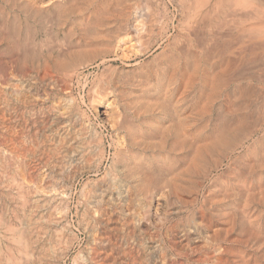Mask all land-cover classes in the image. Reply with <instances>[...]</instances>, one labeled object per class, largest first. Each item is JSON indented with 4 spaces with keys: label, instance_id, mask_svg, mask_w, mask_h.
I'll use <instances>...</instances> for the list:
<instances>
[{
    "label": "rangeland",
    "instance_id": "374dc122",
    "mask_svg": "<svg viewBox=\"0 0 264 264\" xmlns=\"http://www.w3.org/2000/svg\"><path fill=\"white\" fill-rule=\"evenodd\" d=\"M22 1L24 0H0V76L4 75L2 78L0 77V264H164L165 260L171 262L174 258L172 256L173 254L163 252V248H160V242L149 240L146 238V234L143 236L144 233L142 229L147 231L151 228L152 221L157 218L158 212L167 210L166 212H170L169 214L173 215L178 210L183 209V207L184 209L185 207L190 208L188 206L191 205L189 202L195 197H197V200L201 201V198L205 196L204 193L206 192L208 194H211V192L217 194L220 192L223 194L224 192H246L247 190L249 192H258L262 189L260 184L263 183L262 185H264V53H262L264 49H261V47H258V49L252 48L250 41H248L249 37L247 38V15L250 4L246 3L249 2V0H221L222 2L220 0H205L206 2L203 0L61 1L64 3L62 5L68 8L71 18V21L68 22L70 24H65L63 26L64 28L68 25L70 26L67 27L68 30H63L64 28L62 26V32L58 31L57 35H55V32H49V29H47L46 32L47 34L49 32V34H45L40 38L39 41L42 43L41 47L47 48L46 50L50 52L52 51V55L50 54L48 59V67L51 68L46 71L47 73L44 74L46 75L44 78L42 77V72L40 75L39 72L36 71L22 74V68L19 66L21 63L18 62V58L21 59L24 52L23 46L25 45L22 38L27 33V30L20 24L21 17L19 16H21V11L17 8L18 4L22 3ZM70 10H72V12H70ZM73 15L75 17H73ZM87 15L88 17L86 18ZM104 16L107 17L105 21H103ZM234 16L236 17L235 19ZM96 17L99 18L98 22H96ZM109 17H112V20L110 19L111 23L113 20H118L116 21L118 25L116 23L113 25L114 22L110 24ZM77 18H79L78 21ZM72 19L76 21L75 24L77 23V26H73L74 23ZM236 19V22H238L239 19V22H242L243 19L244 22L241 24L237 23L239 24L238 26L235 23ZM87 20L90 21L87 22ZM134 20H137L136 22H141L142 28L140 27V29L143 31L142 49L144 50L142 52L137 50V53H134L133 47H131V37L129 38L126 35L128 31H130V22ZM100 22H105L108 25L105 23L104 25L102 23L100 24ZM83 23L85 26L82 25ZM99 24L102 25V28L99 27ZM106 28H108L107 31H105ZM114 28L115 30H113ZM242 28H247V31H243ZM100 31H102L103 34ZM124 31L127 32L125 33ZM76 32H79V34ZM111 32L114 33L115 38L110 36L112 34ZM13 33L15 34L13 35ZM243 33H246V35ZM115 34L118 36H115ZM80 36L82 39H79L80 42L78 44L77 41ZM97 37L98 40L102 39V42L105 41L106 38L105 44L101 42V45ZM114 39L115 41H113ZM116 39H119L120 43ZM246 39H248L249 45H247ZM72 40L73 42L70 43ZM82 40H85L86 43L85 41L82 42ZM96 40L98 41L97 43L95 42ZM12 42H14V47H12ZM74 42L76 43L75 45ZM107 42L109 43L108 46L106 45ZM115 42L116 44L114 46ZM82 43L85 44L82 45ZM94 43L99 44L95 45ZM86 44L89 45L87 46ZM10 46L14 49H10ZM206 46L209 49H207ZM237 46H240V48ZM245 46L248 47V49ZM81 47L84 49L79 52L78 49ZM101 47L102 51H105L104 54L100 51ZM176 47L177 49L179 47V52L175 49ZM110 49H112V51ZM249 49H253L254 52L252 50L249 51ZM76 51L79 53L77 54ZM95 53H98L100 57L97 54L94 55ZM178 53L185 56V58H183L184 61H179L177 57ZM250 53L256 56L258 55V57L252 56L253 54ZM16 55L19 56L15 57ZM168 55L171 60L168 58ZM172 55L175 59H172L174 58ZM92 56H95L94 59ZM14 59H18L17 62L19 65L17 68H20L22 73L20 70L18 71V69H12L10 63H12ZM53 60L54 63L52 62ZM103 60V65H100V68L97 64ZM55 63L57 65H55ZM197 65L200 68L203 66H205L206 69L208 68V74L211 76L209 80L206 78L207 83L209 81L208 84L205 85L204 82L202 83L204 80L197 73ZM53 66L55 67L53 68ZM110 69L111 71L108 72ZM224 70H226L225 74ZM17 71L18 73H16ZM100 71L103 74H115L117 79L116 93L124 90L123 93L116 96V100L119 101L118 105L120 106L122 105L121 103L125 104L124 107L126 108L124 111L126 115L128 114L126 117L129 119L126 118V123L136 122L130 118V115L136 112L144 114L147 116L146 121L148 120L142 124L136 122L138 125L134 127L135 132L133 131L132 133L137 136L135 143L137 142L138 147L136 146V148L131 151L133 153H129L131 155L128 156L127 160L129 159L130 161L125 160L118 161L119 164L116 163L117 168L121 167L119 169L120 174L117 176L119 180L113 178L114 175L112 174L115 173L113 167L114 163L111 164L110 162L116 160L113 149L115 145L118 146V143H116L115 137H117V141H121L120 137L123 133L119 132V135H113L114 132H111L106 127L105 123L107 121L105 117L101 114L96 115L97 110H102V108L96 107V103L94 102L97 96L94 94H98L102 89L99 88V86H97L98 88H93L96 87L97 79L101 77L102 73ZM219 71L224 74L223 79L225 80L224 84H226H221L219 93L216 94L215 91H217L218 83L216 82L217 75L214 73L217 74ZM178 72L181 73L178 74ZM255 74H257L256 77ZM43 79L45 81H43ZM212 79H215V82L212 81ZM37 80L40 85L37 84ZM35 81L36 83L34 84ZM64 82L67 86L64 85ZM58 83H60V85ZM248 83L251 84H249V92L248 94L245 93L246 96H244V92H247L248 89L243 92L240 86L248 85ZM49 84L52 86V89H50L51 86ZM55 84L59 86L56 87ZM202 85H205L206 88L203 87L205 90H201ZM35 86H37L38 91ZM213 87H215L214 90H211ZM50 91L53 93L51 94ZM24 93L28 94V96H23L22 94ZM31 93L34 94L32 95ZM35 93L36 96L34 97ZM168 94H170V99H168ZM29 95L30 100L29 98L25 99L29 100L30 103L31 100H34V102H32L34 105L32 103V105L25 103L24 97H29ZM119 96H121V98ZM36 97L39 100H44L43 102L45 104L43 102L37 103L39 100ZM179 97H183V99H177ZM52 98H57V101L55 102ZM157 98L163 100L160 101ZM126 100L128 101L126 102ZM177 100H179V102ZM247 101H250V104ZM162 102L171 104L170 106L168 105L169 107L167 106L168 111H171V113L179 111L188 115V127H186L185 133V135H187L185 136L186 145L183 154L181 151H175L173 149L167 154L165 152L166 150L161 151L158 146L154 145L161 142L160 135L167 131V128H165L167 123L163 126L164 128L162 127L163 130L160 128L157 129V136L155 137H158L157 139L149 138L146 135L152 130L149 126L148 118L153 114L160 115L162 113L161 111L163 110L161 107L166 104ZM204 104L207 106L206 108ZM238 105H242L241 107H243V109L246 107V110H251L250 113H252V116L250 120L252 127L250 126V128L244 130L242 134L237 132L238 134L233 138L234 142L232 141L228 146L219 144L212 149V147H210V142L211 136L215 135L213 132L214 125L218 124V120L222 117L229 118L236 116L235 113L238 110L236 108L240 107H238ZM243 105H245V107ZM54 106H56L58 110H56ZM42 107L44 110H42ZM36 111L38 114L35 113ZM218 113L220 114L218 115ZM260 116L262 118H260ZM41 120L42 122H40ZM35 124L38 125L39 128H36L38 126ZM82 126H84L85 129ZM87 127L89 129H87ZM82 132H84V134H81ZM173 132L174 131L171 132V129L166 132V142H168V144L171 143V137H174ZM35 133L37 134L35 135ZM40 140H42L41 143ZM36 142H38V144ZM98 143L100 146H98ZM89 144L94 147L89 146ZM148 144L152 147L154 145L155 147L153 148L155 150L152 151L147 148ZM201 145H203V147ZM15 146L17 148H14ZM186 146L190 148L188 149ZM200 146L202 148H199ZM26 147L30 149H25ZM91 148L93 151H91ZM193 148L195 149L194 151ZM40 149L43 153H41ZM199 149H201L202 152L200 150L197 153ZM250 149H252V151ZM86 150L90 151L87 152ZM46 151L49 152L47 153ZM158 153L161 156L169 157L165 164L168 163L167 165L171 168L170 171L166 174L164 172H153L152 177H155L150 180L152 183L150 181L149 183L151 186L157 184L158 188L151 191L152 193L150 191H137L139 190L137 186H142L145 183L142 182L143 184L141 185L140 181L136 179L138 176L135 175H140L142 172L146 171L143 165L148 167L151 161L156 160L157 162L160 160L161 157ZM196 153L201 155L197 157ZM15 154L17 157L13 156ZM40 154L41 157L39 156ZM42 155L46 157V162L43 161L44 157ZM11 156H13V158ZM130 156L131 158L134 157L132 160L138 158L135 161L133 160L134 162L138 161V164H136L137 166H135V164L133 165L135 167L139 165V170L136 169L137 172L133 174L128 171L127 168V170L122 168L124 162H132ZM91 157H93V160ZM153 158L155 159L153 160ZM87 159H90L91 163ZM119 165L120 167H118ZM124 166L125 164L123 167ZM142 169L144 170L141 171ZM127 172L130 176L126 175ZM159 174L162 176H159ZM12 178H14L15 181ZM101 178H103V180ZM104 179L105 181L107 179L110 180L106 181L109 187ZM166 182L168 184H166ZM232 182L234 183L232 184ZM99 184H101V187ZM112 186L115 189H113ZM159 186L161 189L160 191L158 190ZM107 187L110 191H108ZM164 189L167 190L165 191ZM225 189L229 190L226 191ZM126 190H129V192L127 193ZM189 199L191 200L189 201ZM98 206L99 209L100 207H104L106 212L108 211L107 214L110 217L106 226L109 227L110 230L114 227V230L111 232H113L112 235L114 234L116 237L113 235V239L115 240L112 239L113 242L111 241L110 244L101 233L105 220L101 221L98 219V217L100 218V210L97 209ZM191 208H193V206H191ZM135 209L144 212L148 210L150 212V219L147 220L146 225L145 223L141 224V220L139 221L136 216ZM126 217L128 221L130 220L127 224L129 227L122 225L123 218ZM103 219L106 218L104 217ZM124 236H127V238ZM176 236L178 237V233ZM199 243L200 242L194 243L193 246L201 245V243ZM107 245H112L110 248L112 253L108 251L109 255L105 257L103 250ZM94 247H97L100 251L97 255H93V249L91 248ZM107 248L109 249V247ZM193 254L194 253L190 254V257L196 259L197 256ZM168 255L172 258H169ZM97 256L100 257L98 258ZM165 256L166 259H164ZM161 258H163L164 261ZM176 259L180 262H184L185 260L179 257ZM228 259L229 264H235L231 257ZM254 259L255 257L251 258L246 264H264L263 258Z\"/></svg>",
    "mask_w": 264,
    "mask_h": 264
},
{
    "label": "bare ground",
    "instance_id": "6f19581e",
    "mask_svg": "<svg viewBox=\"0 0 264 264\" xmlns=\"http://www.w3.org/2000/svg\"><path fill=\"white\" fill-rule=\"evenodd\" d=\"M61 1H66V0H24V1H22V3H19L18 4V6H17V8H18V10H20L21 11V16H19V17H21L20 18V24L22 25V27L25 29V30H27V33H26V35H24L23 36V43L25 44L23 47V50H24V52H23V55H22V57H21V59L20 58H18L19 59V61H18V59L16 60V59H14L13 60V62L12 63H10L11 64V67H12V69H18L17 67H18V62L19 63H21V65H19L20 66V68H22V71H23V73H22V71L20 70V68L18 69V71L20 70L21 71V73L22 74H24L25 72H27L26 74H28L30 71L32 72V71H36V72H39V75L41 74V72H42V77L44 78V76H46V75H44V74H46L47 72L46 71H48V69L49 68H51V67H48L49 66V56H50V54H51V52L49 51V50H46L45 48H42L41 47V45H42V43L39 41L40 40V38L42 37V36H44L45 34L46 35H48L49 34V32L51 31L52 33L53 32H55L56 34L55 35H57V32L58 31H61V28H62V26L63 25H65V24H70V23H68L69 21H71V18H70V14H69V10H68V8L67 7H65V5H62V4H64L63 2H61ZM69 1V0H68ZM82 1V0H81ZM203 1H205V0H203ZM207 1V0H206ZM205 1V2H206ZM219 1V0H218ZM221 1V0H220ZM237 1V0H236ZM84 2V1H83ZM222 2V1H221ZM239 2V1H238ZM16 3V2H15ZM72 3V2H71ZM220 3V2H219ZM237 3V2H236ZM240 3V2H239ZM66 4H68V3H66ZM70 4V3H69ZM215 4H216V2H215ZM246 4H250L249 6V12H248V15H247V18H248V20H247V18H246V20L248 21H246L247 23H248V34H247V38L249 37V40L248 39H246V43H247V45H249L248 44V41H250V44H251V46H252V48H257L258 49V47H261V49H264V0H249V2H247ZM13 5V4H12ZM14 6V5H13ZM60 6V7H59ZM64 6V7H63ZM216 6V5H215ZM8 7V6H7ZM105 7V6H104ZM107 7V6H106ZM60 8V9H59ZM71 9V8H70ZM78 9V8H77ZM76 9V10H77ZM52 10V11H51ZM222 10V9H221ZM83 11V10H82ZM117 11V10H116ZM212 11V10H211ZM238 11V10H237ZM246 11V10H245ZM70 12H72V10H70ZM112 12V11H111ZM114 12V11H113ZM119 12V11H118ZM80 13V12H79ZM104 13V12H103ZM102 13V14H103ZM107 13H108V11H107ZM117 13V12H116ZM236 13V12H235ZM240 13V12H239ZM239 13H237V14H239ZM6 14V13H5ZM18 14V13H17ZM99 14H101V13H99ZM105 14H106V12H105ZM114 14H115V12H114ZM203 14V13H202ZM205 14V13H204ZM245 14V13H244ZM104 15V14H103ZM109 15V14H108ZM107 15V16H108ZM212 15V14H211ZM214 15V14H213ZM77 16V15H76ZM80 16V15H79ZM83 16V15H82ZM113 16V15H112ZM118 16V15H117ZM116 16V17H117ZM121 16V15H120ZM206 16V15H205ZM238 16V15H237ZM242 16V15H241ZM240 16V17H241ZM73 17H75L74 15H73ZM88 17V15L86 16V18ZM115 17V16H114ZM239 17V18H240ZM246 17V16H245ZM13 18H14V16H13ZM80 18V17H79ZM79 18H77V21H78V19ZM97 18V17H96ZM105 18H107L106 16H104V20L103 21H105ZM112 17H109V22H110V24H112L113 22V25L116 23V21H118V20H113V22L111 23V21H110V19H111ZM134 18V17H133ZM132 18V19H133ZM236 17L234 16V19H235ZM82 19H84V20H86L85 18H82ZM81 19V20H82ZM98 19L99 18H97V21L96 22H98ZM122 19V18H121ZM135 19V18H134ZM217 19V18H216ZM14 20V19H13ZM73 20V19H72ZM100 20H102V19H100ZM112 20V19H111ZM90 21V20H89ZM88 20H87V22H89ZM137 20H134V21H131L130 22V31H128V33L126 34L127 35V37H131V39H130V42H132L131 43V47H133V51H134V53H137L138 51H143L144 49H142V37H143V31H141L142 29H140V27L142 28V24H141V22H136ZM237 21V19L235 20V23L237 24V23H243L244 22V19L242 20V22H239L240 21V19H239V21L238 22H236ZM1 22V21H0ZM15 22V21H14ZM75 20H73V26L74 25H76L75 24ZM86 22V23H87ZM119 22H120V20H119ZM124 22V21H123ZM218 22V21H217ZM49 23V24H48ZM82 23V22H81ZM84 23H85V21H84ZM84 23L82 24V25H84ZM102 22H100V24H101ZM104 23L105 22H103L102 24L104 25ZM16 24V23H15ZM93 24H95V23H93ZM99 24V25H100ZM105 24H107V23H105ZM117 24V23H116ZM120 24V23H119ZM246 24V23H245ZM96 25H97V23H96ZM108 25V24H107ZM118 25V24H117ZM238 26H239V24H237ZM68 26H70V25H68ZM68 26H66V28H64V26H63V30H65V29H67V27ZM77 26V25H76ZM78 26H79V24H78ZM81 26V25H80ZM85 26V25H84ZM95 26V25H94ZM207 26V25H206ZM243 26V25H242ZM2 27V26H1ZM87 27V26H86ZM96 27V26H95ZM100 28H102V25H100L99 26ZM104 27H106V26H104ZM110 27V26H109ZM114 27V26H113ZM201 27V26H200ZM241 27V26H240ZM240 27H238V28H240ZM244 27H246V26H244ZM11 28V27H10ZM9 28V29H10ZM18 28V27H17ZM71 28V27H70ZM73 28V27H72ZM76 28V27H75ZM78 28V27H77ZM97 28V27H96ZM110 28H112V27H110ZM109 28V29H110ZM126 28V27H125ZM14 29V28H13ZM47 29H49V32H48V34H47ZM107 29L108 28H106V30L105 31H107ZM123 29H124V27H123ZM243 29V28H242ZM247 28H245V29H243V31L245 30V31H247L246 30ZM25 30H24V32H25ZM68 30V29H67ZM72 30V29H71ZM85 30V29H84ZM83 30V31H84ZM113 30H115V28L113 29ZM125 30H127V29H125ZM129 30V29H128ZM241 30V29H240ZM77 31H79V30H77ZM85 31H87V30H85ZM84 31V32H85ZM95 31V30H94ZM93 31V32H94ZM110 31H111V29H110ZM242 31V30H241ZM241 31H240V33H241ZM62 32V31H61ZM69 32V31H68ZM71 32V31H70ZM79 32H81V31H79ZM79 32H76V33H78L79 34ZM102 34H103V32L102 31H100ZM113 32V31H112ZM111 32V33H112ZM125 32V31H124ZM127 32V31H126ZM125 32V33H126ZM238 32H239V30H238ZM237 32V33H238ZM4 33V32H3ZM73 33V32H72ZM99 33V32H98ZM97 33V34H98ZM109 33V32H108ZM115 33H116V31H115ZM118 33H119V31H118ZM120 33H121V31H120ZM122 33H123V30H122ZM240 33H239V35H240ZM15 33H13V35H14ZM25 34V33H24ZM113 34V35H112ZM110 36H112V38L114 37V33H112ZM149 34H150V32H149ZM242 34V33H241ZM243 34H245L246 35V33H243ZM17 35V34H16ZM67 35V34H66ZM75 35V34H74ZM92 35H93V33H92ZM99 35V34H98ZM105 35H106V33H105ZM119 35H121V34H119ZM238 35V34H237ZM238 35V36H239ZM50 36V35H49ZM54 36V35H53ZM76 36V35H75ZM115 36H118L117 34H115ZM152 36V35H151ZM182 36V35H181ZM52 37V36H51ZM82 37H84V36H82ZM104 37V36H103ZM119 37H121V36H119ZM207 37V36H206ZM241 37H242V35H241ZM241 37H240V39H241ZM107 38H109V37H107ZM111 38V37H110ZM115 38V37H114ZM65 39V38H64ZM73 39H74V37H73ZM79 39L81 40L82 38H81V36H80V38H78V41H77V43L79 44ZM86 39V38H85ZM121 39V38H120ZM184 39V38H183ZM239 39V40H240ZM17 40V39H16ZM97 40H98V37H97ZM95 41L96 43L99 41L100 43L102 42L101 40H98V41ZM109 40V39H108ZM116 40H118L119 41V39H116ZM182 40V39H181ZM185 40V39H184ZM227 40V39H226ZM225 40V41H226ZM237 40V39H236ZM238 40V41H239ZM242 40V39H241ZM248 40V41H247ZM85 41V40H84ZM83 40H82V42H84ZM105 41H106V38H105ZM105 41H103L102 43H104L105 44ZM113 41H115V39L113 40ZM118 41H117V43H118ZM189 41V40H188ZM213 41V40H212ZM53 42V41H52ZM60 42V41H59ZM73 42V40L70 42V43H72ZM76 42V41H75ZM74 42V45L76 44ZM109 42H111V41H109ZM242 42V41H241ZM245 42V41H244ZM15 43H18V42H15ZM85 43H86V41H85ZM85 43H82V45L83 44H85ZM87 43H88V41H87ZM91 43V42H90ZM96 43H94L95 45H98V44H96ZM102 43H101V45H102ZM119 43H120V41H119ZM219 43V42H218ZM227 43V42H226ZM243 43V42H242ZM59 44H61V43H59ZM66 44V43H65ZM108 42L106 43V45L108 46ZM110 44H112V43H110ZM115 44H116V42L114 43V46H115ZM11 45V44H10ZM62 45V44H61ZM87 45V44H86ZM89 45V44H88ZM87 45V46H88ZM118 45H120V44H118ZM172 45V44H171ZM217 45V44H216ZM241 45V44H240ZM245 45V44H244ZM56 46V45H55ZM78 46V45H77ZM91 46V45H90ZM104 46V45H103ZM12 47H14V42H12ZM12 47L10 46V49H12ZM16 47V46H15ZM72 47V46H71ZM75 47V46H74ZM80 47V46H79ZM86 47V46H85ZM109 47H111V46H109ZM117 47H120V46H117ZM117 47H116V49H117ZM238 48H240V46H237ZM246 47V46H245ZM53 48V47H52ZM69 48V47H68ZM78 48V47H77ZM100 48V47H99ZM114 48V47H113ZM144 48V47H143ZM206 48H207V46H206ZM247 49H248V47H246ZM249 48H250V46H249ZM14 49V48H13ZM12 49V50H13ZM17 49V48H16ZM84 49V48H83ZM82 49V47L80 48V49H78V51L80 52V50H83ZM89 49V48H88ZM175 49H177V47L175 48ZM178 49H179V47H178ZM178 49H177V51H178ZM207 49H209V48H207ZM22 50V51H23ZM66 50H68V49H66ZM76 50V49H75ZM94 50V49H93ZM96 50V49H95ZM111 51H112V49H110ZM110 50H109V52H110ZM114 50V49H113ZM136 50V51H135ZM138 50V51H137ZM181 50V49H180ZM211 50V49H210ZM239 50V49H238ZM240 50H242V49H240ZM244 50V49H243ZM250 50H252L253 51V49H249V51ZM260 50V49H259ZM9 51V50H8ZM54 51L56 52V50L54 49ZM68 51H70V50H68ZM68 51H66L67 53H70V52H68ZM73 51V50H72ZM78 51H76L77 52V54L79 53ZM86 51V50H85ZM100 51H102V47H101V50ZM107 51H108V49H107ZM176 51V50H175ZM213 51V50H212ZM16 52V51H15ZM14 52V53H15ZM20 52V51H19ZM18 52V53H19ZM103 52V54L105 53V51H102ZM179 52V51H178ZM188 52V51H187ZM207 52V51H206ZM209 52V51H208ZM254 52V51H253ZM106 53H108V52H106ZM170 53H171V51H170ZM174 53V52H173ZM181 53V52H180ZM178 53V59H179V61H184L183 60V58H185V56H183V55H181V54H183V53ZM193 53V52H192ZM262 53H264V52H262ZM55 54V53H54ZM70 54H72V53H70ZM73 54H75V53H73ZM98 55L99 56V54L98 53H95L94 55ZM209 54V53H208ZM207 54V55H208ZM211 54V53H210ZM250 54H253V53H250ZM52 55V54H51ZM69 55V54H68ZM91 55V54H90ZM108 55V54H107ZM110 55V54H109ZM125 55V54H124ZM167 55V54H166ZM238 55V54H237ZM17 56H19V55H16L15 57H17ZM56 56V55H55ZM57 56H60V55H57ZM103 56V55H102ZM122 56V55H121ZM252 56H256V55H252ZM264 56V55H263ZM13 57V56H12ZM72 57H73V55H72ZM93 57V56H92ZM95 57V56H94ZM94 57H93V59H94ZM97 57V56H96ZM100 57V56H99ZM115 57V56H114ZM172 57H174L173 55H172ZM244 57V56H243ZM256 57H258V55L256 56ZM256 57H255V59H256ZM57 58V57H56ZM98 58V57H97ZM102 58V57H101ZM113 58V57H112ZM125 58V57H124ZM168 58H169V55H168ZM191 58V57H190ZM208 58V57H207ZM252 58V57H251ZM4 59V58H3ZM53 59V58H52ZM55 59V58H54ZM58 59V58H57ZM92 59V58H91ZM91 59H90V61H91ZM105 59V58H104ZM170 59V58H169ZM168 59V60H169ZM172 59H175V57L174 58H172ZM6 60V59H5ZM64 60V59H63ZM68 60V59H67ZM171 60V59H170ZM188 60V59H187ZM228 60V59H227ZM248 60V59H247ZM264 60V59H263ZM18 61V62H17ZM56 61V60H55ZM69 61V60H68ZM73 61V60H72ZM97 61V60H96ZM207 61V60H206ZM209 61V60H208ZM234 61V60H233ZM262 61V60H261ZM10 62H11V60H10ZM53 63H54V60L52 61ZM60 62V61H59ZM89 62V61H88ZM94 62V61H93ZM100 62V61H99ZM103 62H104V60L103 61H101L99 64H97V66H100V65H103ZM110 62V61H109ZM186 62V61H185ZM214 62V61H213ZM258 62H260V61H258ZM61 63V62H60ZM236 63V62H235ZM261 63V62H260ZM9 64V65H10ZM65 64H66V59H65ZM79 64V63H78ZM89 64V63H88ZM107 64V63H106ZM105 64V65H106ZM177 64H179V63H177ZM176 64V65H177ZM182 64H183V62H182ZM185 64H187V63H185ZM198 64V63H197ZM223 64V63H222ZM226 64V63H225ZM6 65V64H5ZM4 65V66H5ZM8 65V64H7ZM55 65H57L56 63H55ZM171 65V64H170ZM208 65V64H207ZM213 65V64H212ZM228 65V64H227ZM51 66V65H50ZM64 66V65H63ZM183 66V65H182ZM198 66V65H197ZM221 66V65H220ZM55 66H53V68H54ZM58 67V66H57ZM96 67V66H95ZM180 67H181V63H180ZM199 67V66H198ZM197 67V73L199 74V76L200 77H202L203 78V80L204 81H202V83L204 82V84L206 85V84H208L209 83V81H208V83H207V80H206V78L209 80V77L211 78V76H210V74H208V68L206 69L205 68V66H203L202 68H198ZM261 67V66H260ZM52 68V69H53ZM100 68H101V66H100ZM214 68V67H213ZM221 68V67H220ZM1 69V68H0ZM10 69V68H9ZM103 69V68H102ZM219 69V68H218ZM222 69V68H221ZM227 69V68H226ZM261 69V68H260ZM51 70V69H50ZM100 70V69H99ZM104 70H106V69H104ZM171 70V69H170ZM196 70V69H195ZM217 70V69H216ZM223 70V69H222ZM222 70H221V72H222ZM231 70V69H230ZM18 71L16 72V73H18ZM52 71V70H51ZM101 71H103V70H101ZM100 71V72H101ZM109 71H111V69L110 70H108V72ZM193 71V70H192ZM226 70H224V74L226 73L225 72ZM250 71V70H249ZM254 71V70H253ZM12 72V71H11ZM15 72V71H14ZM13 72V73H14ZM53 72V71H52ZM57 72V71H56ZM115 72V71H114ZM220 71L219 72H217V74L216 73H214L215 75H217V77H216V79H217V83H218V85H217V91H215V93L216 94H218L219 93V90H220V87H221V84L223 85L224 84V74H222ZM5 73V72H4ZM12 73V74H13ZM102 73V72H101ZM105 73V72H104ZM175 73V72H174ZM179 73H181V72H178V74ZM183 73V72H182ZM31 74V73H30ZM33 74V73H32ZM52 74V73H51ZM57 74V73H56ZM6 75V74H5ZM34 75V74H33ZM117 75V74H116ZM171 75V74H170ZM181 75V74H180ZM250 75V74H249ZM252 75V74H251ZM2 76H4V75H2ZM2 76H0L1 78H2ZM125 76H127V75H125ZM257 76V74H255V77ZM264 76V75H263ZM14 77H15V75H14ZM33 77V76H32ZM41 77V78H42ZM56 77H58V76H56ZM124 77V76H123ZM251 77V76H250ZM254 77V78H255ZM52 78V77H51ZM54 78H55V74H54ZM99 78V77H98ZM199 78V77H198ZM214 78V77H213ZM228 78V77H227ZM251 78H253V77H251ZM250 78V79H251ZM262 78V77H261ZM9 79H10V77H9ZM34 79H35V77H34ZM95 79H97V78H95ZM186 79V78H185ZM249 79V78H248ZM74 80V79H73ZM119 80V79H118ZM190 80V79H189ZM193 80V79H192ZM201 80V79H200ZM255 80V79H254ZM1 81H2V79H1ZM40 81V80H39ZM43 81H45L44 79H43ZM96 81V80H95ZM212 81H214L215 82V79H212ZM227 81V80H226ZM93 82V81H92ZM168 82V81H167ZM166 82V83H167ZM172 82H173V80H172ZM171 82V83H172ZM177 82V81H176ZM248 82H250V81H248ZM36 83V81L34 82V84ZM94 83V82H93ZM125 83V82H124ZM174 83V82H173ZM37 84L38 85H40L39 84V82H38V80H37ZM59 85H60V83H58ZM61 84H62V82H61ZM123 84V83H122ZM126 84V83H125ZM160 84V83H159ZM196 84V83H195ZM216 84V83H215ZM226 84V83H225ZM224 84V85H225ZM244 84V83H243ZM247 84V83H246ZM250 83H248V85H249ZM50 85V84H49ZM56 85V84H55ZM59 85H56V87L57 86H59ZM64 85H66L65 84V82H64ZM93 85V84H92ZM129 85V84H128ZM184 85V84H183ZM205 85H202L201 86V90L202 89H204L203 87H205ZM248 85H245V86H240V88L242 89V91L244 92L245 90H247L249 87H250V85L248 86ZM29 86V85H28ZM51 86V85H50ZM67 86V85H66ZM66 86H64V87H66ZM94 86V85H93ZM97 86H99V88H101L102 89V91H100L98 94H94V95H97L96 96V98L94 99V102L96 103V107H100V108H102V110L100 109V110H97V113H96V115L98 114H101V115H103V117H105V119H106V127L111 131V132H114V134L113 135H119L118 133L119 132H122L123 133V135H121V141H117V137H115L116 138V143H118V146H116L115 145V147H114V155L116 156V162L114 161V162H110L111 164L112 163H114L113 164V167H114V171H115V173H113L112 175H114L113 176V178H116V179H118L117 178V176H118V174H120V171H119V169L121 168L120 167V165L118 166V167H120V168H117L116 167V163H118V161L120 162V161H125V160H127V158H128V156L129 155H131V154H129L134 148H136V146L138 147V145H137V142L135 143V139L137 140V136H135L134 135V133H132L133 131H134V127L135 126H137L138 124L136 123V122H139V124H142V123H145V122H147L146 121V119H147V116H145L144 114H139V113H132L131 115H130V118H132L134 121H136V122H134V123H126V120L128 119L126 116L128 115H126V112L124 111L125 110V108L126 107H124L125 106V104L124 103H121L122 105L120 106V105H118L119 103V101H117L116 100V96L118 95V94H121V93H123V91L122 90H120V91H122V92H119V93H116V91H117V79H116V76H115V74H113V73H110V74H101V77L99 78V79H97V82H96V87H93V88H98ZM182 86V85H181ZM208 86V85H207ZM211 86H212V84H211ZM214 86V85H213ZM36 88H37V86H35ZM54 87V86H53ZM62 87V86H61ZM122 87V86H121ZM164 87V86H163ZM169 87V86H168ZM167 87V88H168ZM215 87H213L211 90H214V88ZM35 88V89H36ZM92 88V87H91ZM124 88V87H123ZM165 88H166V86H165ZM173 88V87H172ZM183 88V87H182ZM192 88H194V87H192ZM206 88V87H205ZM209 88V87H208ZM253 88V87H252ZM256 88V87H255ZM31 89V88H30ZM29 89V90H30ZM33 89V88H32ZM43 89H44V87H43ZM42 89V90H43ZM50 89H52V86H51V88ZM146 89V88H145ZM164 89V88H163ZM241 89H239V90H241ZM28 90V91H29ZM45 90V89H44ZM91 90V89H90ZM150 90V89H149ZM159 90V89H158ZM181 90V89H180ZM180 90H178V91H180ZM205 90V89H204ZM203 90V91H204ZM210 90V89H209ZM32 91V90H31ZM36 91V90H35ZM37 91H38V88H37ZM94 91V90H93ZM133 91V90H132ZM169 91V90H168ZM186 91V90H185ZM198 91H199V88H198ZM30 92V91H29ZM33 92V91H32ZM48 92V91H47ZM98 92V91H97ZM96 92V93H97ZM157 92V91H156ZM176 92V91H175ZM182 92V91H181ZM208 92V91H207ZM248 92H249V89L247 90V92L245 91L244 92V96H246L245 95V93L246 94H248ZM259 92V91H258ZM2 93V92H1ZM10 93V92H9ZM25 93H27V92H25ZM22 94L23 96L24 95H27L28 96V94ZM44 93H45V91H44ZM50 93L52 94L53 92H51L50 91ZM57 93V92H56ZM158 93V92H157ZM166 93V92H165ZM177 93H179V92H177ZM185 93V92H184ZM202 93V92H201ZM206 93V92H205ZM228 93V92H227ZM32 94V93H31ZM34 94V93H33ZM32 94V95H33ZM46 94V93H45ZM48 94V93H47ZM153 94V93H152ZM171 94V93H170ZM170 94H168L169 95V98H168V96H167V98L168 99H170ZM174 94V93H173ZM182 94V93H181ZM186 94V93H185ZM207 94V93H206ZM205 94V95H206ZM226 94V93H225ZM4 95V94H3ZM31 95V96H32ZM177 95V94H176ZM202 95V94H201ZM200 95V96H201ZM213 95V94H212ZM260 95H261V93H260ZM14 96V95H13ZM36 96V93H35V95H34V97ZM46 96V95H45ZM123 96V95H122ZM159 96H160V94H159ZM159 96H157V97H159ZM180 96V95H179ZM210 96H211V94H210ZM214 96V95H213ZM219 96V95H218ZM38 97V96H37ZM36 97V98H37ZM43 97V96H42ZM47 97V96H46ZM120 98H121V96H119ZM124 97V96H123ZM122 97V98H123ZM146 97V96H145ZM151 97V96H150ZM173 97H174V95H173ZM177 97V96H176ZM205 97V96H204ZM209 97V96H208ZM227 97V96H226ZM5 98V97H4ZM20 98V97H19ZM18 98V99H19ZM25 98H29V100H30V95H29V97H24V100H25V103L26 104H28V105H32L33 103L32 102H34V100L32 101L31 100V103L29 102V100H27V99H25ZM58 98V97H57ZM56 98V99H57ZM90 98V97H89ZM155 98V97H154ZM202 98V97H201ZM210 98V97H209ZM214 98V97H213ZM18 99H16V100H18ZM21 99H23V98H21ZM21 99H20V101H21ZM35 99V98H34ZM38 99V98H37ZM45 99V98H44ZM49 99V98H48ZM52 99H54V98H52ZM56 99H54V101L56 102L57 100ZM145 99H147V98H145ZM158 99V98H157ZM162 99V98H161ZM172 99V98H171ZM176 99V98H175ZM177 99H183V97H179V98H177ZM205 99H208V98H205ZM239 99V98H238ZM252 99V98H251ZM258 99V98H257ZM23 100V101H24ZM36 100V99H35ZM39 100V99H38ZM41 100V99H40ZM37 101V103H42L43 101L41 100V101ZM51 100V99H50ZM120 100V99H119ZM134 100V99H133ZM139 100V99H138ZM156 100V99H155ZM158 100H160V99H158ZM163 100V99H162ZM162 100H160V101H162ZM211 100V99H210ZM253 100V99H252ZM252 100H250V101H252ZM49 101V100H48ZM53 101V102H54ZM121 101V100H120ZM128 100H126V102H127ZM178 102H179V100H177ZM205 101V100H204ZM249 101V102H250ZM15 102V101H14ZM28 102V103H27ZM36 102V101H35ZM46 102V101H45ZM54 102V103H55ZM122 102V101H121ZM147 102V101H146ZM151 102V101H150ZM169 102V101H168ZM167 102V103H168ZM170 102H172V101H170ZM174 102V101H173ZM248 102V101H247ZM248 102V103H249ZM18 103H20V102H18ZM25 103H22V104H25ZM44 103V102H43ZM52 103V102H51ZM159 103V102H158ZM161 103V102H160ZM163 103V102H162ZM164 103H166V102H164ZM163 103V104H164ZM165 104V106L164 105H162V110L163 111H161L162 113L159 115H156V114H153L152 116H150V118H148L149 119V126L152 128V130L151 131H149V133L148 134H146L149 138H155L157 135V132L156 131H158L157 129L158 128H160V129H162L163 130V126L165 125L166 127L165 128H167V131H169L170 129H171V132L172 131H174L173 133H174V137L172 138L171 137V139L172 140H170L171 141V143L170 144H168V142H166V140H167V134H166V132L167 131H165V132H163V134L162 135H160L161 136V142L159 143V144H154V145H156V146H158L159 148H160V150L161 151H165L167 154H169L170 153V151H172V149L173 150H178V151H181V153L183 154L184 153V149H185V145H186V138H185V136H187V135H185V133H186V127H188L187 126V117H188V115H186L185 113H183V112H179V111H174V113H171V111H168V107L171 105V104ZM175 103H177V102H175ZM207 103V102H206ZM246 103V102H245ZM244 103V104H245ZM45 104V103H44ZM140 104H141V102H140ZM173 104V103H172ZM241 104V103H240ZM250 104V103H249ZM34 105V104H33ZM54 105V104H53ZM130 105V104H129ZM169 105V106H168ZM209 105V104H208ZM212 105V104H211ZM257 105H258V103H257ZM25 106V105H24ZM168 106V107H167ZM204 106H205V104H204ZM220 106V105H219ZM224 106V105H223ZM226 106V105H225ZM229 106V105H228ZM240 105H238V107H239ZM242 106V105H241ZM239 107V108H236V109H238L237 110V112L235 113L236 114V116H232V117H222V116H220V117H222L220 120H218L219 122H218V124H215L214 125V127H213V132L215 133V135L213 136H211V142H210V144H211V146L210 147H212V149H213V147H216L217 145H223V146H228L232 141H233V138L234 137H236V135L238 134L237 132H239V133H241L242 134V132L244 131V130H247L248 128H250V126H251V120H250V117L252 116L251 114L252 113H250V111L249 110H246V107H245V105H243L245 108L243 109V107ZM39 107V106H38ZM51 107H52V104H51ZM55 107V109H56V106H54ZM53 107V108H54ZM94 107V106H93ZM132 107V106H131ZM172 107V106H171ZM207 106H205V108H206ZM210 107H212V106H210ZM215 107V106H214ZM257 107H259V106H257ZM14 108V107H13ZM26 108V107H25ZM30 108H31V106H30ZM37 108V107H36ZM43 108V107H42ZM219 108V107H218ZM250 108V107H249ZM256 108V107H255ZM12 109V108H11ZM15 109V108H14ZM95 109V108H94ZM159 109V108H158ZM250 109H252V108H250ZM262 109V108H261ZM33 110V109H32ZM39 110V109H38ZM37 110V111H38ZM41 110V109H40ZM42 110H44V108L42 109ZM49 110V109H48ZM56 110H58V108L56 109ZM175 110V109H174ZM253 110V109H252ZM26 111V110H25ZM35 111V110H34ZM37 111L35 112V113H37ZM95 111H96V109H95ZM137 111V110H136ZM182 111V110H181ZM207 111V110H206ZM254 111V110H253ZM22 112V111H21ZM224 112V111H223ZM40 113V112H39ZM38 114V113H37ZM44 114V113H43ZM207 114H208V112H207ZM220 113H218V115H219ZM232 114V113H231ZM46 115V114H45ZM47 115H48V113H47ZM44 116V115H43ZM40 117H42V116H40ZM129 117V116H128ZM127 118V119H126ZM218 118V117H217ZM259 118V117H258ZM260 118H262L261 116H260ZM36 119V118H35ZM48 119V118H47ZM153 119V120H152ZM37 120V119H36ZM43 120V119H42ZM42 120L40 121V122H42ZM45 120H46V118H45ZM129 120V119H128ZM48 121V120H47ZM132 121V120H131ZM262 121V120H261ZM36 122H38V121H36ZM133 122V121H132ZM48 123V122H47ZM46 123V124H47ZM147 123V124H148ZM45 124V123H44ZM33 125V124H32ZM36 125V124H35ZM24 126V125H23ZM36 126H38V125H36ZM41 126V125H40ZM20 127V126H19ZM48 127V126H47ZM83 128H84V126H82ZM81 127V128H82ZM86 127V126H85ZM163 127V128H162ZM252 127V126H251ZM256 127V126H255ZM255 127H253V128H255ZM33 128V127H32ZM35 128V127H34ZM36 128H39V126L38 127H36ZM36 128H35V130H36ZM49 128V127H48ZM16 129V128H15ZM42 129V128H41ZM85 129V128H84ZM87 129H89L88 127H87ZM138 129V128H137ZM45 130H47V129H45ZM44 130V131H45ZM149 130H150V128H149ZM140 131V130H139ZM26 132V131H25ZM34 132V131H33ZM38 132H40V131H38ZM88 132V131H87ZM135 132V131H134ZM15 134V133H14ZM37 133H35V135H36ZM81 134H84V132H82ZM86 134V133H85ZM93 134V133H92ZM138 134H139V132H138ZM137 134V135H138ZM43 135V134H42ZM41 135V136H42ZM159 135V134H158ZM264 135V134H263ZM16 136H18V135H16ZM38 136V135H37ZM41 136H39V137H41ZM99 136V135H98ZM36 137V136H35ZM38 137V138H39ZM90 137V136H89ZM144 137V136H143ZM263 137V136H262ZM92 138V137H91ZM158 138V137H157ZM157 138H155V139H157ZM208 138H209V136H208ZM36 139V138H35ZM47 139V138H46ZM72 139V138H71ZM96 139V138H95ZM99 139V138H98ZM188 139V138H187ZM243 139H245V138H243ZM45 140V139H44ZM89 140V139H88ZM149 140V139H148ZM151 140V139H150ZM36 141V140H35ZM41 141L42 140H40V143H41ZM92 141H93V139H92ZM91 141V142H92ZM203 141V140H202ZM206 141V140H205ZM87 142V141H86ZM94 142V141H93ZM92 142V143H93ZM234 142V141H233ZM37 144H38V142H36ZM39 143V144H40ZM68 143V142H67ZM85 143V142H84ZM89 143V142H88ZM100 143V142H99ZM98 143V144H99ZM115 143V144H116ZM203 143V142H202ZM44 144H45V142H44ZM94 144V143H93ZM95 144H96V142H95ZM97 144V145H98ZM153 144V143H152ZM16 145V144H15ZM42 145V144H41ZM40 145V146H41ZM85 145V144H84ZM112 145H113V143H112ZM153 145V147H155ZM251 145V144H250ZM17 146V145H16ZM14 147V148H17V147ZM38 146V145H37ZM46 146V145H45ZM71 146H72V144H71ZM89 146H91L90 144H89ZM96 146V145H95ZM98 146H100V144L98 145ZM202 147H203V145H201ZM199 147V148H202V147ZM22 147V146H21ZM91 147H94V146H91ZM151 145H147V148H149V149H151L152 151H154L155 149L153 148ZM157 147V148H158ZM187 148H188V146H186ZM194 147V146H193ZM206 147V146H205ZM209 147V148H210ZM38 148V147H37ZM43 148V147H42ZM41 148V149H42ZM190 148V147H189ZM188 148V149H189ZM198 148V147H197ZM24 149V148H23ZM25 149H28L27 147L25 148ZM30 149V148H29ZM28 149V150H29ZM40 149V150H41ZM88 149V148H87ZM98 149V148H97ZM100 149V148H99ZM102 149V148H101ZM254 149V148H253ZM263 149V148H262ZM14 150V149H13ZM45 150V149H44ZM70 150H71V148H70ZM159 150V149H158ZM195 149L193 148V151H194ZM201 149H199L198 151H197V153L200 151ZM226 150V149H225ZM251 151H252V149H250ZM52 151V150H51ZM65 151V150H64ZM87 151V150H86ZM88 151H90V150H88ZM87 151V152H88ZM91 151H93L92 150V148H91ZM100 151V150H99ZM103 151V150H102ZM217 151V150H216ZM14 152V151H13ZM12 152V153H13ZM47 152V151H46ZM49 152V151H48ZM47 152V153H48ZM71 152V151H70ZM95 152V151H94ZM98 152V151H97ZM201 152H202V150H201ZM231 152V151H230ZM255 152V151H254ZM22 153H24V152H22ZM41 153H43V151L41 150ZM63 153V152H62ZM91 153V152H90ZM100 153V152H99ZM104 153V152H103ZM131 153H133V152H131ZM151 153V152H150ZM195 153V152H194ZM196 153V154H197ZM18 154H19V152H18ZM53 154V153H52ZM95 154V153H94ZM93 154V155H94ZM102 154V153H101ZM159 154V153H158ZM181 154V155H182ZM188 154V153H187ZM21 155V154H20ZM33 155H34V152H33ZM48 155V154H47ZM90 155V154H89ZM88 155V156H89ZM103 155V154H102ZM133 155V154H132ZM160 155V154H159ZM185 155H186V153H185ZM199 155H201V154H199ZM198 154H197V157L199 156ZM13 156H16V154L15 155H13ZM13 156H11L12 158H13ZM19 156V155H18ZM40 157H41V154L39 155ZM43 156V155H42ZM62 156V155H61ZM85 156V155H84ZM87 156V157H88ZM92 156V155H91ZM97 156V155H96ZM96 156H94V157H96ZM99 156V155H98ZM138 156V155H137ZM194 156H196V155H194ZM264 156V155H263ZM17 157V156H16ZM16 157H14V158H16ZM40 157H39V159H40ZM44 157V156H43ZM59 157V156H58ZM102 157V156H101ZM114 157V156H113ZM160 157H161V159L160 160H158L157 162H156V160H154L155 158H153V160L154 161H151L150 162V165H148V167H145V165H143L144 166V168H145V172H142L140 175H135V176H138V178H136V179H138V181H140V183H141V185L143 184L142 182H144L145 184L144 185H142V186H137V188L139 189V190H137V191H154L156 188H158V186H157V184H153L152 186L150 185V183H149V181L152 179V178H154V177H152V175H153V172L155 171V172H164L165 174L168 172V171H170V167L167 165V164H165L166 163V161H167V159L169 158L168 156H161L160 155ZM22 158V157H21ZM45 158L46 157H44V160L43 161H45ZM83 158V157H82ZM92 158V160H93V157H91ZM90 158V159H91ZM132 158H134V157H132ZM132 158H131V156H130V159H131V161L132 162H124V164H125V166L123 167V165H122V168H124V169H128V171H130L132 174L133 173H136L137 171H136V169H138L139 170V165H138V167H135V166H137L136 164H138V161L137 162H134L135 160H137L136 158H135V160L133 161L132 160ZM184 158V157H183ZM195 158V157H194ZM49 159V158H48ZM84 159V158H83ZM90 159H87L89 162H90ZM198 159V158H197ZM19 160H20V157H19ZM97 160V159H96ZM264 160V159H263ZM263 160H262V162H263ZM11 161H13V160H11ZM16 161H18V160H16ZM83 161V160H82ZM98 161V160H97ZM127 161H130L129 159L127 160ZM144 161H145V159H144ZM26 162V161H25ZM46 162V161H45ZM101 162V161H100ZM254 162H255V160H254ZM16 163V162H15ZM20 163V162H19ZM91 163V162H90ZM158 163H159V166H158ZM251 163V162H250ZM22 164V163H21ZM59 164V163H58ZM99 164V163H98ZM119 164V163H118ZM133 164H135V166L133 165ZM140 164V163H139ZM165 164V165H164ZM23 165V164H22ZM90 165V164H89ZM141 165V164H140ZM14 166V165H13ZM88 166V165H87ZM142 166V165H141ZM232 166V165H231ZM248 166V165H247ZM95 167V166H94ZM98 167V166H97ZM112 167V166H111ZM13 168V167H12ZM96 168V167H95ZM143 168V167H142ZM126 169V170H127ZM140 169H141V167H140ZM144 169H142L141 171H143ZM15 171V170H14ZM88 171V170H87ZM94 171H96V170H94ZM140 171V172H141ZM13 172V171H12ZM67 172V171H66ZM122 172V171H121ZM15 173V172H14ZM125 173H126V171H125ZM124 173V174H125ZM110 174V173H109ZM130 174V173H129ZM204 174V173H203ZM27 175V174H26ZM104 175V174H103ZM111 175V176H112ZM126 175H128V172H127V174ZM252 175V174H251ZM15 176V175H14ZM29 176V175H28ZM123 176V175H122ZM128 176H130V175H128ZM158 176V175H157ZM159 176H162L161 174H159ZM13 177V176H12ZM109 177V176H108ZM120 177V176H119ZM125 177V176H124ZM221 177V176H220ZM235 177V176H234ZM163 178V177H162ZM238 178V177H237ZM14 181H15V179L14 178H12ZM99 179V178H98ZM102 180H103V178H101ZM107 180H109V179H107ZM106 180V181H107ZM119 180V179H118ZM157 180V179H156ZM218 180V179H217ZM256 180V179H255ZM257 180H258V178H257ZM94 181V180H93ZM104 181H105V179H104ZM105 181V183L107 184V182ZM110 181V180H109ZM113 181V180H112ZM117 181V180H116ZM136 181V180H135ZM157 181H159V180H157ZM16 182H17V180H16ZM101 182V181H100ZM103 182V181H102ZM151 182V181H150ZM259 182V181H258ZM257 182V183H258ZM99 183V182H98ZM104 183V182H103ZM112 183V182H111ZM139 183V184H140ZM152 183V182H151ZM153 183H154V181H153ZM234 182H232V184H233ZM261 183V182H260ZM259 183V184H260ZM17 184V183H16ZM97 184V183H96ZM116 184V183H115ZM125 184H127V183H125ZM166 184H168L167 182H166ZM228 184V183H227ZM263 183H261L260 184V187L263 189H261L260 191H258V192H255V191H253V192H249L248 190L246 191V192H235V191H233V192H224L223 194L222 193H212L211 192V194L209 193H204L205 194V196H203L202 198H201V201H199V200H197V197H195V198H193L192 200L191 199H189V203L191 204V205H188L190 208H188V207H185V209H184V207H183V209H180V210H178L176 213H174L173 215H170L168 212H166V211H161V212H158V214H157V218L154 220V221H152L153 223H152V225H151V228H149L148 230H147V228H146V230L147 231H144V229H142V232L144 233H142L143 234V236H145V234L147 235L146 236V238H148L149 240H156L157 242H160V248L162 247L163 249L162 250H164L163 252H166V253H170V254H173L172 256L174 257L173 259H172V261L171 262H168V261H166L165 260V263L164 264H229L228 263V258H232L234 261L233 262H235V264H246V263H248V261L251 259V258H253V257H255V259H264V185H262ZM100 185V187H101V184H99ZM99 185H98V187H99ZM114 185V184H113ZM117 185V184H116ZM136 185H137V183H136ZM163 185V184H162ZM161 185V186H162ZM243 185V184H242ZM252 185V184H251ZM21 186V185H20ZM107 186H108V184H107ZM128 186V185H127ZM157 186V187H156ZM232 186V185H231ZM230 186V188L232 189V187ZM17 187V186H16ZM18 187H19V185H18ZM17 187V188H18ZM95 187V186H94ZM93 187V188H94ZM97 187V186H96ZM97 187V188H98ZM109 187V186H108ZM107 187V188H108ZM119 187V186H118ZM241 187V186H240ZM21 188H22V186H21ZM112 188H113V186H112ZM163 188V187H162ZM92 189V188H91ZM113 189H115V188H113ZM117 189V188H116ZM126 189H127V187H126ZM128 189H132V188H128ZM227 189V188H226ZM225 189V190H226ZM245 189V188H244ZM249 189H251V188H249ZM20 190V189H19ZM24 190V189H23ZM105 190V189H104ZM159 191L161 190L160 189V186H159V189H158ZM165 190V189H164ZM167 190V189H166ZM165 190V191H166ZM218 190V189H217ZM229 190V189H228ZM228 190H226V191H228ZM108 191H110L109 190V188H108ZM118 191V190H117ZM127 191V190H126ZM132 191V190H131ZM130 191V192H131ZM193 191V190H192ZM210 191V190H209ZM212 191V190H211ZM103 192H106V191H103ZM129 192V190L127 191V193ZM158 192V191H157ZM215 192V191H214ZM152 193V192H151ZM156 193V192H155ZM159 193V192H158ZM160 194V193H159ZM129 195V194H128ZM162 195V194H161ZM195 196V195H194ZM92 198V197H91ZM178 198H180V197H178ZM192 198V197H191ZM180 201V200H179ZM183 201V200H182ZM187 202V201H186ZM184 204V203H183ZM182 204V205H183ZM186 205V204H185ZM184 206V205H183ZM191 206H193V208H191ZM150 208V207H149ZM159 208V207H158ZM97 209H99V206H98V208ZM143 209V208H142ZM100 218L98 217V219H100L101 221L103 220H105L104 222V225L102 226V231H101V233H102V235H103V237L105 238V240H107L108 242H109V244L111 243V241H112V239H113V235H112V233L113 232H111L112 230H114V227H113V229L112 230H110V228L109 227H107L106 226V223H107V221L109 220V215L107 214V212H106V209L104 208V207H100ZM98 210V211H99ZM136 210H137V212H136ZM150 210V209H149ZM157 210H159V209H157ZM97 211V210H96ZM146 211V210H145ZM151 211V210H150ZM154 211H156V210H154ZM135 213H136V216L138 217V219H139V221L141 220V224H144L145 223V225L147 224V220L148 219H150V212L147 210V212H144V211H142V210H139V209H135ZM152 215V214H151ZM154 215V214H153ZM105 217L106 219H103V218ZM128 218H129V216H128ZM136 218V217H135ZM111 219V218H110ZM122 219V218H121ZM130 219V218H129ZM137 219V218H136ZM121 221V220H120ZM130 221V220H129ZM128 219H127V217L126 218H123V222H122V225L123 226H127V224H128ZM99 222V221H98ZM102 223V222H101ZM108 223H110V222H108ZM140 223V222H139ZM149 224V223H148ZM110 225V224H109ZM119 225H120V223H119ZM122 226V227H123ZM133 226V225H132ZM127 227H129V226H127ZM149 227V226H148ZM133 228V227H132ZM101 229V228H100ZM122 229V228H121ZM125 229V228H124ZM134 229V228H133ZM123 230V229H122ZM128 230V229H127ZM95 231V230H94ZM115 231H116V228H115ZM100 233V234H101ZM128 233V232H127ZM133 233V232H132ZM178 233V237L176 236V234ZM99 234V235H100ZM101 235V236H102ZM115 236V235H114ZM142 236V235H141ZM116 237V236H115ZM114 237V238H115ZM124 237H126L127 238V236H124ZM113 240H115V239H113ZM143 240H144V238H143ZM139 241V240H138ZM146 241H148V240H146ZM113 242V241H112ZM180 242V243H179ZM197 242H200L201 243V245H196V246H193V244L194 243H197ZM115 243V242H114ZM129 243V242H128ZM199 243V244H200ZM108 244V243H107ZM113 244V243H112ZM122 244V243H121ZM180 245V246H179ZM94 246V245H93ZM112 246V245H111ZM111 246H109V245H107V247H109V249L111 248ZM107 247H105L104 248V250H103V253H104V255H105V257H107L109 254H108V251H112L111 249L109 250ZM252 248V249H249V248ZM100 248V247H99ZM101 248H102V246H101ZM126 248V247H125ZM159 248V249H160ZM91 249H93V255H97L100 251L98 250V248L97 247H94V248H91ZM128 249V248H127ZM144 251V250H143ZM114 252V251H113ZM128 252V251H127ZM112 253V252H111ZM124 253V252H123ZM192 253H194L193 255H195V256H197L196 257V259H192L190 256V254H192ZM91 255H92V253H91ZM103 255V254H102ZM110 255H112V254H110ZM166 255V254H165ZM113 256V255H112ZM164 256V255H163ZM98 257V256H97ZM100 257V256H99ZM98 257V258H99ZM144 257V256H143ZM168 257L169 258H172V257H170L169 255H168ZM184 258L185 260H186V262H185V260H184V262H180L178 259H176V258ZM95 258H96V256H95ZM122 258V257H121ZM169 258H167V259H169ZM161 259H163V258H161ZM164 259H166V256H165V258ZM164 259H163V261H164ZM254 259V260H255ZM171 260V259H170ZM130 261V260H129ZM231 261V260H230ZM253 261V260H252ZM106 262H108V261H106ZM255 262V261H254ZM231 263H232V261H231ZM263 263V262H262ZM233 264V263H232Z\"/></svg>",
    "mask_w": 264,
    "mask_h": 264
}]
</instances>
